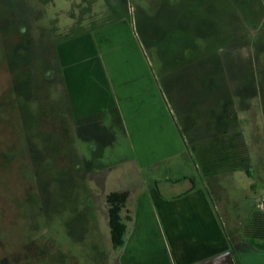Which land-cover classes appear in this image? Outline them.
Returning <instances> with one entry per match:
<instances>
[{"label":"rangeland","instance_id":"obj_1","mask_svg":"<svg viewBox=\"0 0 264 264\" xmlns=\"http://www.w3.org/2000/svg\"><path fill=\"white\" fill-rule=\"evenodd\" d=\"M127 13L178 121L187 101L198 110L187 142L201 151L158 171L200 180L220 150L209 110L231 97L252 174L206 181L233 226L264 208V0H0V264H117L106 195L138 192L156 170L141 168L120 120L78 127L54 73L59 41Z\"/></svg>","mask_w":264,"mask_h":264},{"label":"crops","instance_id":"obj_2","mask_svg":"<svg viewBox=\"0 0 264 264\" xmlns=\"http://www.w3.org/2000/svg\"><path fill=\"white\" fill-rule=\"evenodd\" d=\"M56 52L59 68L54 76L60 73L63 79L74 123L98 129L120 120L141 168L156 170L148 171L151 175L138 192L125 189L133 218L126 243L115 253L116 263L261 264L264 250L247 245L242 233L246 217L241 226L229 223L227 204L207 184V177L221 171L201 172L200 180L181 186L176 184L180 179L158 171L161 164L174 168L173 163L183 162L177 157L201 150L198 144L196 151L190 150L169 101L175 97L163 90L129 13L59 41ZM194 112L187 101L178 117Z\"/></svg>","mask_w":264,"mask_h":264},{"label":"trees","instance_id":"obj_3","mask_svg":"<svg viewBox=\"0 0 264 264\" xmlns=\"http://www.w3.org/2000/svg\"><path fill=\"white\" fill-rule=\"evenodd\" d=\"M233 100L231 97L225 99L221 109L212 108L209 110V119L205 122L207 134L220 146L219 152L209 158L202 167L203 174L211 171L235 170L245 168L251 175L249 155L244 134L239 129H231L233 121L238 120V115L231 108ZM198 110L194 114L183 115L181 131L186 138L193 141V137H187L199 123ZM192 149L196 150L194 144ZM129 192L110 191L106 195L109 213V225L111 240L115 249H121L126 243L130 229V222L133 218L132 210L128 207ZM242 233L246 240L261 250H264V208L255 209L251 216L245 220Z\"/></svg>","mask_w":264,"mask_h":264}]
</instances>
